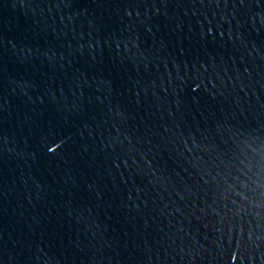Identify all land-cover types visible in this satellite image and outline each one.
<instances>
[{
    "label": "water",
    "instance_id": "95a60500",
    "mask_svg": "<svg viewBox=\"0 0 264 264\" xmlns=\"http://www.w3.org/2000/svg\"><path fill=\"white\" fill-rule=\"evenodd\" d=\"M0 264H264V0H0Z\"/></svg>",
    "mask_w": 264,
    "mask_h": 264
}]
</instances>
